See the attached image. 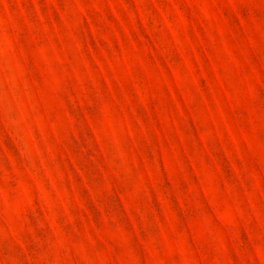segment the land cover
Returning a JSON list of instances; mask_svg holds the SVG:
<instances>
[{"label":"rangeland","instance_id":"rangeland-1","mask_svg":"<svg viewBox=\"0 0 264 264\" xmlns=\"http://www.w3.org/2000/svg\"><path fill=\"white\" fill-rule=\"evenodd\" d=\"M0 264H264V0H0Z\"/></svg>","mask_w":264,"mask_h":264}]
</instances>
